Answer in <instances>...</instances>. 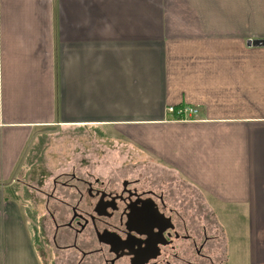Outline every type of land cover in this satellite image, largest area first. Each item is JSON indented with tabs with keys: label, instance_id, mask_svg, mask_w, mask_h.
<instances>
[{
	"label": "crops",
	"instance_id": "crops-1",
	"mask_svg": "<svg viewBox=\"0 0 264 264\" xmlns=\"http://www.w3.org/2000/svg\"><path fill=\"white\" fill-rule=\"evenodd\" d=\"M255 40L264 41V0H0V264H45L38 201L46 252L107 264L93 225L76 232L57 213L91 212L90 185L117 191L124 181L166 208L162 186L177 183L216 218L212 243L178 240L171 261L264 264V43ZM168 106L198 111L183 120ZM91 130L98 141H69L67 157L60 137L43 141ZM60 156L62 170L25 188Z\"/></svg>",
	"mask_w": 264,
	"mask_h": 264
},
{
	"label": "flooded vegetation",
	"instance_id": "flooded-vegetation-1",
	"mask_svg": "<svg viewBox=\"0 0 264 264\" xmlns=\"http://www.w3.org/2000/svg\"><path fill=\"white\" fill-rule=\"evenodd\" d=\"M96 184L87 189L91 198L96 199L91 212L73 207L64 224L76 232L92 224L97 239L111 243H105L110 255L107 264H116L121 259L127 264L142 261H146L144 264H170V259L177 256L173 250L175 243L190 236L181 232L185 228L183 221L174 222V211L163 205V196L147 190L138 191L129 181L122 182L117 191H107ZM113 234L123 242H114ZM139 244L143 245V250H139Z\"/></svg>",
	"mask_w": 264,
	"mask_h": 264
},
{
	"label": "rangeland",
	"instance_id": "rangeland-1",
	"mask_svg": "<svg viewBox=\"0 0 264 264\" xmlns=\"http://www.w3.org/2000/svg\"><path fill=\"white\" fill-rule=\"evenodd\" d=\"M45 135L46 136H44V140H43L44 142L51 141L54 135L57 136L55 138H58V137L61 138V142L64 144V148H65V150L63 152L65 157H67L66 153L68 152L66 149L67 146L65 144L68 143L69 141L73 142L74 139L76 141L78 139L83 140L84 139L83 137L86 136V138H85L86 141L91 140L92 142H97L98 138H99L98 132L96 130L95 131L91 130V131H89V133L87 132L86 134L79 133V132H76V133L63 132V133H59V134L58 133H55V134L49 133V134H45ZM89 138H91V139H89ZM63 158H64L63 156H60V158L58 157V158L51 160L53 163L51 165L50 164L46 165V167L40 166L38 169L37 179H33L31 177L27 178V182L23 183L25 188H27L30 191L31 190H37L41 185H43L45 183L44 180H46V178L49 174L53 173L55 170H62L63 167H65V165H64L65 159H63ZM34 178H35V176H34ZM58 180L61 182V181L65 180V178H64V176L63 177L60 176L58 178ZM112 184H113V187H115L117 185L116 183H112ZM112 184L109 183L110 188H111ZM164 184H168V183H164ZM20 186L23 189V185H20ZM56 186L58 188V194H57L58 196L59 195L61 196V195L67 193L65 190L63 192V190L60 188L61 186L58 183H56ZM141 186H143V187H141ZM145 186H147V184H145V183L140 184L141 188H145ZM176 186H177V183H175V184L171 183V186L168 189L166 188V186H162V188L165 190L164 193H166V195H167V200L170 204L169 207L171 209L173 208L174 210H176L175 212H173L174 222L179 220V222L183 221L185 223L186 229L184 228L181 232H183V234H187L193 238H195V237L198 238V242L201 240V237L203 236V234L208 235L209 239H210V237L213 238V236H217L219 229H217V227H216L217 221H216V218L214 217V215H208V214L202 213L201 209L198 208V205H197L198 202L196 201V198L192 197L195 195L191 192H189L190 194L188 193V195H189L188 196L189 198H188V197H186V193L188 191H185L184 189H180V188L178 189L177 188L178 191L176 192V196L173 197L172 194H174V192L177 190ZM152 188L157 192H158V190H162L160 188V186H157V187L154 186ZM185 198H187L188 201ZM185 202H187V204H185ZM34 205H36L35 210L39 214L38 222L40 223V221H41L40 219L44 220L45 228H46L45 234L49 236L50 231H49L48 226H50V225H49V221L47 220V216L44 215L46 213V208L42 206V201H38ZM66 210L64 212V209H62L60 212L57 213L58 219L61 222H64V221L67 222L68 217L70 216L68 214V211H66ZM216 217H217L218 221L221 220L217 215H216ZM212 223L215 226L214 228H212ZM46 235L44 238V236L42 237L40 231H38V233H37V246L39 248V251H41L42 255L44 256L43 261L45 262V264H68V263H66L67 260L65 261L64 258H63L64 260L60 259V258L58 260L56 257L57 260H55V255L53 253L51 254L48 250H47L48 253L45 251L46 246L50 247V243H49V240L47 238L48 236L46 237ZM184 242H186V247H185V249L181 247L182 251L180 253L183 256L187 255V253H191L190 252V246H189L190 242L189 241H184ZM177 243H179V242H177ZM209 243H212V240ZM209 249H210V246L205 247V252L208 255L210 254L211 256H213V252L208 251ZM176 253L178 254L179 251L176 250ZM218 255H221L220 258L222 259L224 257V252L220 249V253H218ZM176 260H177V258H176ZM176 260L171 261V263L173 262L174 264H185V262H181L180 259H178V261H176ZM161 264H164V263H161ZM199 264H204V263H199ZM207 264H210V263H207Z\"/></svg>",
	"mask_w": 264,
	"mask_h": 264
},
{
	"label": "built area",
	"instance_id": "built-area-1",
	"mask_svg": "<svg viewBox=\"0 0 264 264\" xmlns=\"http://www.w3.org/2000/svg\"><path fill=\"white\" fill-rule=\"evenodd\" d=\"M167 112L170 114H175L179 119H189L197 114V109L191 106H168Z\"/></svg>",
	"mask_w": 264,
	"mask_h": 264
},
{
	"label": "water",
	"instance_id": "water-1",
	"mask_svg": "<svg viewBox=\"0 0 264 264\" xmlns=\"http://www.w3.org/2000/svg\"><path fill=\"white\" fill-rule=\"evenodd\" d=\"M253 45H259V44H263L264 43V41H261V40H255V41H252L251 42ZM98 235H101V234H98ZM111 238L113 239V241L115 242V241H117V242H119V243H122L123 241L119 238V237H117L115 234H113V235H111ZM103 243H106L107 245H111V243L109 242V241H103ZM141 244H144V243H142V241H141ZM141 244H139L138 245V247L140 246V248H139V250H143L144 248H143V245H142V247H141ZM146 261H142V262H140L139 264H144Z\"/></svg>",
	"mask_w": 264,
	"mask_h": 264
}]
</instances>
